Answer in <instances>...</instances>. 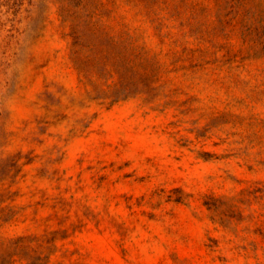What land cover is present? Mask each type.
<instances>
[{"label":"rangeland","instance_id":"1","mask_svg":"<svg viewBox=\"0 0 264 264\" xmlns=\"http://www.w3.org/2000/svg\"><path fill=\"white\" fill-rule=\"evenodd\" d=\"M0 264H264V0H0Z\"/></svg>","mask_w":264,"mask_h":264}]
</instances>
